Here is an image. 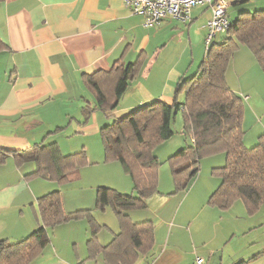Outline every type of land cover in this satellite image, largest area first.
<instances>
[{"label": "crops", "instance_id": "obj_1", "mask_svg": "<svg viewBox=\"0 0 264 264\" xmlns=\"http://www.w3.org/2000/svg\"><path fill=\"white\" fill-rule=\"evenodd\" d=\"M262 8L264 0H229V21L241 11ZM210 16L208 5L198 4L187 21L166 18L147 27L123 0H0V39L5 45L0 49V149L27 151L35 144L52 142L63 154L83 149L91 168L104 163L114 170V178L98 185L133 193L131 179L118 161L103 162L100 129L111 118L155 99L173 103L180 78L197 73ZM225 36L218 33L213 39L218 42ZM236 52L239 55L229 61L226 79L243 99V142L251 147L264 132V74L247 48ZM139 59L142 68L117 107L92 111L83 122L85 104L93 101L84 75ZM257 113H262L260 118ZM191 142V133L180 132L155 148L161 163L157 191L146 198L145 207L127 211L132 222L153 223L154 242L150 249L124 260L127 264H191L199 256L207 264H264V203L249 215L240 200L227 209L209 202L219 183L211 170L224 164V153L202 158L188 187L174 192L165 160ZM85 167L78 169L73 183L77 189L78 181L87 177ZM33 171V161L18 165L11 154L0 164V240L14 242L41 227L45 244L29 264H112L101 254L89 255L87 242L93 228L85 219L43 228L38 198L62 184ZM95 187L88 195L80 196L78 190L73 201L60 195L64 211L93 209ZM107 209L92 211L100 225L96 238L101 247L120 231L111 209L114 220L101 214ZM112 260L125 264L117 256Z\"/></svg>", "mask_w": 264, "mask_h": 264}, {"label": "trees", "instance_id": "obj_2", "mask_svg": "<svg viewBox=\"0 0 264 264\" xmlns=\"http://www.w3.org/2000/svg\"><path fill=\"white\" fill-rule=\"evenodd\" d=\"M230 23L221 41L212 40L197 73L180 78L173 103L155 99L101 127L105 161L119 162L131 179L133 193L98 186L93 209L110 208L117 217L119 233L101 247L96 238L100 225L92 215L93 209L65 212L57 189L38 198L43 228L85 219L93 228L87 242L89 255L101 254L112 264L114 256L127 264L124 258L129 254L150 249L154 242L153 223L132 222L127 211L145 207L146 198L157 191L161 163L154 150L173 135L172 123L179 111L184 120L182 132L191 133L192 142L165 160L171 170L174 192L188 187L199 171L202 158L222 152L224 164L211 170L219 183L209 197L210 204L227 209L240 200L249 215L259 210L264 203V132L258 135L251 147L244 145L243 99L228 85L226 70L235 50L244 46L264 74V8L253 12L241 11ZM4 47L0 39V49ZM142 63L141 59L124 66L117 62L109 71L84 75V85L92 94L93 101L85 104L83 122L92 111L114 110L130 81L141 70ZM181 93L184 94L183 101L178 100ZM9 154L14 156L18 165L33 161L35 171L31 174L44 175L58 184L78 179V169L87 162L83 149L63 154L55 142L35 144L27 151L0 149V164ZM41 229L36 228L14 242L1 239L0 264H29L45 244L41 240Z\"/></svg>", "mask_w": 264, "mask_h": 264}, {"label": "built area", "instance_id": "obj_3", "mask_svg": "<svg viewBox=\"0 0 264 264\" xmlns=\"http://www.w3.org/2000/svg\"><path fill=\"white\" fill-rule=\"evenodd\" d=\"M132 14L143 17L144 26H155L166 18L181 21L189 19L190 10L194 5L206 4L210 8L205 36V51L218 33H225L230 27L228 18L229 0H123ZM191 264H207L203 257H196Z\"/></svg>", "mask_w": 264, "mask_h": 264}, {"label": "rangeland", "instance_id": "obj_4", "mask_svg": "<svg viewBox=\"0 0 264 264\" xmlns=\"http://www.w3.org/2000/svg\"><path fill=\"white\" fill-rule=\"evenodd\" d=\"M251 12H253V11H251ZM239 47H242V48H245L246 49V47H244V46H239ZM236 50H235V52H236ZM235 52H234V54L238 56L239 53L238 52L235 53ZM234 54H233V56H234ZM232 57H231V59H232ZM203 58H204V54L202 55V58L197 62L196 66H195L196 68L198 67V65L200 64V62L202 61ZM231 59H230V63L232 61ZM242 63H244V62H242ZM183 99H184V94L182 93V95L180 96V101H183ZM133 109H130V110H133ZM261 114L262 113H257L256 116H259L258 118H260L261 117ZM175 117L176 118H175L174 122L172 123V129H173V135H172V137H177V135H179L180 132H182V130L184 129V120L182 118V113L179 111L176 114ZM111 122H113V118H111ZM256 128H257V126H256ZM188 144L189 143H187L186 145H188ZM97 148H98V146H96V145L93 146V150L94 151ZM102 148H103V144H102ZM85 155H86L87 162L85 163V165H83L82 167H80V169L83 168L84 166H86L84 168V170H82V171H85L86 172V176L87 177L83 181H82V179L79 180L80 182L78 181V189L76 187L77 184L76 183L73 184L78 179H74V180H71L69 182L67 181V182H65V183L62 184V187L61 188H58L59 189V192H60V195L62 197L65 196V199H70V201H73V199L77 196V195H74V194H78V190H79V192H81V195L80 196H82V194L88 195L89 193L91 194V191H93V188H92L93 187V184H96V187L94 189L95 190V193H96V189H97L98 186H105V184L98 185L99 183L105 182L106 180H110V179L114 178V176H113L114 170L107 168V166H102V164H104V163H102L101 166H99L96 169L91 168L90 167L89 160H88V156H87L86 153H85ZM104 160H105V156H104V148H103V162H104ZM117 163L119 164V162H117ZM96 165H98V164H96ZM121 169H122V167H121ZM82 171H81V173H82ZM81 173H80V175H81ZM87 180H88V183H87ZM76 199H78V198H76ZM98 213H100V212H98ZM101 214L104 215V218L109 217V218H112L114 220L113 213H112V211L110 209H107L105 212H101ZM36 263L38 264V262H36Z\"/></svg>", "mask_w": 264, "mask_h": 264}]
</instances>
